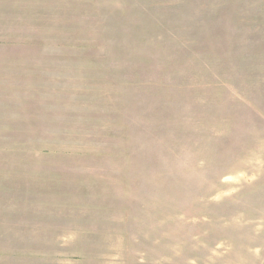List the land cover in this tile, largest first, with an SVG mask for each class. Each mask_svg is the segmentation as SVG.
<instances>
[{
    "label": "rangeland",
    "instance_id": "obj_1",
    "mask_svg": "<svg viewBox=\"0 0 264 264\" xmlns=\"http://www.w3.org/2000/svg\"><path fill=\"white\" fill-rule=\"evenodd\" d=\"M0 264H264V0H0Z\"/></svg>",
    "mask_w": 264,
    "mask_h": 264
}]
</instances>
